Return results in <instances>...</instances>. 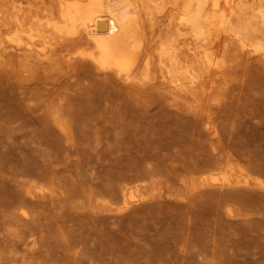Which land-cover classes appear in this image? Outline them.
Returning <instances> with one entry per match:
<instances>
[{
    "label": "rangeland",
    "instance_id": "rangeland-1",
    "mask_svg": "<svg viewBox=\"0 0 264 264\" xmlns=\"http://www.w3.org/2000/svg\"><path fill=\"white\" fill-rule=\"evenodd\" d=\"M231 50L193 107L0 57V264H264V60Z\"/></svg>",
    "mask_w": 264,
    "mask_h": 264
},
{
    "label": "bare ground",
    "instance_id": "bare-ground-1",
    "mask_svg": "<svg viewBox=\"0 0 264 264\" xmlns=\"http://www.w3.org/2000/svg\"><path fill=\"white\" fill-rule=\"evenodd\" d=\"M1 19L4 61H86L129 88L161 86L192 107L226 75L233 46L264 60V0H3ZM237 173L230 165L212 181L249 183Z\"/></svg>",
    "mask_w": 264,
    "mask_h": 264
}]
</instances>
